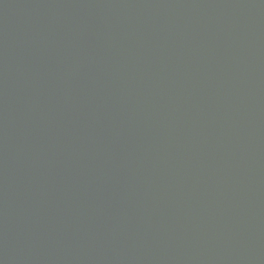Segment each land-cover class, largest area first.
Here are the masks:
<instances>
[{"label": "water", "instance_id": "obj_1", "mask_svg": "<svg viewBox=\"0 0 264 264\" xmlns=\"http://www.w3.org/2000/svg\"><path fill=\"white\" fill-rule=\"evenodd\" d=\"M0 264H264V0H0Z\"/></svg>", "mask_w": 264, "mask_h": 264}]
</instances>
